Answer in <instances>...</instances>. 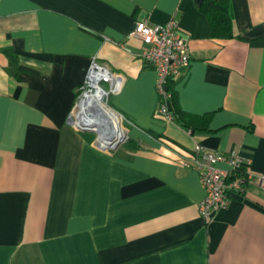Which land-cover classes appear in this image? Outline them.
<instances>
[{"label": "crops", "instance_id": "1", "mask_svg": "<svg viewBox=\"0 0 264 264\" xmlns=\"http://www.w3.org/2000/svg\"><path fill=\"white\" fill-rule=\"evenodd\" d=\"M202 1L0 0V264H264V43L249 42L264 40V0H230L229 39L211 36ZM170 18L189 47L178 108L213 112L209 131L158 113L130 35ZM92 57L119 81L93 105L118 121L113 149L69 118ZM196 146L239 154L252 175L208 222L197 171L176 162Z\"/></svg>", "mask_w": 264, "mask_h": 264}, {"label": "built area", "instance_id": "2", "mask_svg": "<svg viewBox=\"0 0 264 264\" xmlns=\"http://www.w3.org/2000/svg\"><path fill=\"white\" fill-rule=\"evenodd\" d=\"M132 37L142 42L141 58L147 66L157 73L156 91L158 94V113L166 120H173L170 109L171 93L168 84L180 69L189 63V47L182 35L178 21L170 18L163 23L149 24L137 21L130 32ZM118 78L105 64L92 57L86 70L85 79L79 89L74 107L87 96L97 90L102 100L118 89ZM105 85V88L101 86ZM70 120L74 126L81 127L79 112L72 111ZM96 141L104 149H113L116 143L99 141L96 130ZM176 162L181 166L193 168L205 190V195L198 204L199 214L210 221L214 212L225 208L232 194H242L245 185L252 175L246 171L247 162L237 153H222L196 146L192 151L179 153ZM219 164H223L221 167ZM257 183L264 188V174L256 175Z\"/></svg>", "mask_w": 264, "mask_h": 264}, {"label": "trees", "instance_id": "3", "mask_svg": "<svg viewBox=\"0 0 264 264\" xmlns=\"http://www.w3.org/2000/svg\"><path fill=\"white\" fill-rule=\"evenodd\" d=\"M199 10L206 15L211 26V36L216 38L229 39L241 38L234 31L233 20L230 14V0H203ZM251 44H263L264 40L250 39ZM172 80L168 84V91L171 93L170 106L173 120L190 131H209V121L213 112H206L202 115L186 113L178 108L176 92Z\"/></svg>", "mask_w": 264, "mask_h": 264}, {"label": "bare ground", "instance_id": "4", "mask_svg": "<svg viewBox=\"0 0 264 264\" xmlns=\"http://www.w3.org/2000/svg\"><path fill=\"white\" fill-rule=\"evenodd\" d=\"M97 98H99V99L101 98L100 100L102 101L101 93L97 92V90L95 92L83 97V99L77 104V105L80 104L79 108L76 109L77 111L78 110L81 111V114L79 115V119H81V117H83L81 119V123H83V125L95 127L96 130L98 129L101 132V134H100V132L97 130L98 136H99V138H101V141L106 142L108 144L117 142L121 136V128H120L119 124H117V126L113 124V121H115V123H116L117 120H116L115 116L113 115V113L111 114V112L106 110L105 107H104V110L108 111V113L114 118L111 121L110 120H104L102 117L94 114L93 111L95 110V108H93L94 107L93 105H94V103H97L96 102ZM74 113H76V112H74ZM105 121L110 124V127L112 128V130H111L112 135H108L107 132L102 128L103 123Z\"/></svg>", "mask_w": 264, "mask_h": 264}, {"label": "rangeland", "instance_id": "5", "mask_svg": "<svg viewBox=\"0 0 264 264\" xmlns=\"http://www.w3.org/2000/svg\"><path fill=\"white\" fill-rule=\"evenodd\" d=\"M101 86L102 87H104L105 88V85L104 84H101ZM103 101H105V99L103 100ZM103 103V102H102ZM76 109H78V106H77V108ZM83 117H81V119H82ZM106 124V125H105ZM109 127V124L105 121L104 123H103V129L107 132V134L108 135H112L111 133H109L110 132V128H108ZM96 132V131H95ZM124 136H123V134L120 136V139L119 140H121L122 138H123ZM118 140V141H119ZM117 141V142H118ZM103 142V141H102ZM104 143H106V142H104ZM114 143H116V142H114Z\"/></svg>", "mask_w": 264, "mask_h": 264}, {"label": "water", "instance_id": "6", "mask_svg": "<svg viewBox=\"0 0 264 264\" xmlns=\"http://www.w3.org/2000/svg\"><path fill=\"white\" fill-rule=\"evenodd\" d=\"M80 129L83 131H90V132L96 131L95 127L92 126H81ZM118 142L120 143L121 141L119 140Z\"/></svg>", "mask_w": 264, "mask_h": 264}]
</instances>
